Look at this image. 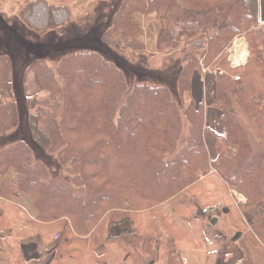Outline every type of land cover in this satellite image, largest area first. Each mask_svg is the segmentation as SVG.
Instances as JSON below:
<instances>
[{"label": "trees", "instance_id": "trees-1", "mask_svg": "<svg viewBox=\"0 0 264 264\" xmlns=\"http://www.w3.org/2000/svg\"><path fill=\"white\" fill-rule=\"evenodd\" d=\"M41 7L28 15L22 10L23 21L32 29L57 27L69 18L67 9L46 3ZM150 12L158 20L157 51L176 50L181 34H200L183 44L178 90L187 94L185 107L164 85L139 81L128 88L121 69L98 51H73L56 62L36 59L27 67L34 70L46 93L27 98L35 109L30 130L49 154L56 155L72 186L52 179L46 164L36 160L22 141L0 147V176L15 174L16 188L32 198L41 219L66 218L69 231L79 237H98L103 230L109 236L112 225L130 219L135 223L133 212L151 211L172 198L199 199L203 178L211 172L232 194L245 199L237 206L245 204L250 210L264 202V149L252 147L234 109L237 105L247 114L260 113L257 120L264 118L260 107L264 100V36L260 30L254 31L258 0H122L109 28L121 29L126 40L120 47L122 53L134 57L145 48L144 41L133 35L138 26L134 15ZM237 36H245L248 43L243 66H232L228 60L227 50ZM9 68L12 72L10 60L1 56L0 135L16 122ZM195 72L214 75V105L221 112L223 127L221 133H214V157L205 142L204 102L191 97ZM235 75L239 82L233 81ZM184 125L187 132L182 136ZM259 134L263 132L258 130ZM231 147L236 148L234 155L229 152ZM5 183L2 194L7 195L6 187L16 190ZM137 227L144 232L140 236L127 233L121 237L133 252L129 258L143 264L156 257L160 233L149 231V226ZM249 228L264 247V211L255 215ZM240 229L230 239L237 237L242 264H256L241 244L244 235ZM165 248V264H178L174 237L167 239Z\"/></svg>", "mask_w": 264, "mask_h": 264}, {"label": "rangeland", "instance_id": "rangeland-1", "mask_svg": "<svg viewBox=\"0 0 264 264\" xmlns=\"http://www.w3.org/2000/svg\"><path fill=\"white\" fill-rule=\"evenodd\" d=\"M45 3L51 7H57L56 9H67L69 13L68 20L63 25L41 29V31L30 28L23 21L22 16L43 9L41 6L45 5ZM121 3L122 0H0V57L6 56L11 62L12 72L10 78L12 80V94L17 113L16 122L13 127L7 130L5 134L0 135V147L17 140L22 141L29 147L36 160L46 164L50 170L52 179L63 182L70 187L72 185L70 184L68 173L65 168L59 166L56 162V155L49 154L39 144L30 130L29 122L35 109L27 104V98L34 95L32 94L34 91H29V95L24 93V76L21 77V73L28 67L29 62L36 59H44L52 63L54 60L56 62L64 55L73 51L96 50L106 60L121 69L128 88L135 82L147 81L153 84L164 85L172 93L177 102L181 100V103L179 102L178 104L182 108L188 102L187 94L183 95L178 90L179 72L185 54L183 44L193 41L200 34L191 37L181 34L179 36V46L176 50L168 52L163 49L157 51L155 48L158 28L156 14L152 12L145 14L136 13L134 17L138 21V26L134 28L133 35L138 36V38L144 41L145 48L136 52L134 57H131L124 52L122 53L120 49L126 41L121 37V29L118 28L116 31H110L109 29L112 17L119 10ZM24 9L23 14L22 10ZM259 16L263 17L260 11ZM42 21L36 20V22H40L42 25L47 23ZM257 30H260L264 36V24L258 22L254 31ZM204 38L206 37L204 36ZM235 39L242 40L245 43L243 46L246 47V56L241 59V63L238 65L243 66L246 64L249 54L248 43L245 36H237L232 40L230 47ZM228 60L232 66H236L231 62L229 54ZM28 70L30 69L28 68ZM209 75L211 76L210 78ZM201 77L204 81L206 80V97L204 101L208 103L211 97L214 101L212 91L213 72H210V74L195 72L193 75L194 79L192 78L193 84L194 82L198 84ZM233 81L235 80L233 79ZM242 85L237 84L238 87H242ZM45 94V92L41 91L40 96H45ZM233 99L235 98L233 97ZM256 99L259 100V98ZM260 107L264 110V100ZM234 109L237 118L246 128L252 147L257 150L264 149V118L260 116V120H257L260 113L247 114L237 105L234 106ZM258 130H261L263 134L257 135ZM186 132V125H184L182 127V136ZM202 184L204 186L201 187L203 189L200 193L201 196L198 197L199 199L196 197L194 199L195 205L201 204V206L198 205L199 208L197 207L196 214L200 215V210L205 206L220 202L222 206L219 213L227 221V225L228 221H232V226L234 225V227L225 226L226 228L223 225L224 231L228 230L231 238L237 228H241L240 230L244 235L241 241L242 246L247 249L248 255L255 259L256 264H264V247L254 237L249 228L252 222H249L250 218H248L249 215H253L254 213L256 215L258 212H261L264 205H257L250 210H248L245 204L241 207L237 206L238 202L245 199L238 200L223 185L221 179L215 173L211 172L206 175L203 178ZM143 209L135 211L131 215L138 218H147L148 213H145L146 210ZM182 214L186 215L187 212L183 210ZM150 221L151 218L147 220V227L154 228L153 226L156 225V221ZM237 224L239 226H236ZM170 229L178 236L185 232V230H188L182 225L176 228L170 227ZM235 243L239 247V244Z\"/></svg>", "mask_w": 264, "mask_h": 264}, {"label": "crops", "instance_id": "crops-1", "mask_svg": "<svg viewBox=\"0 0 264 264\" xmlns=\"http://www.w3.org/2000/svg\"><path fill=\"white\" fill-rule=\"evenodd\" d=\"M259 11L263 17L259 16ZM258 22L264 23V0H258ZM241 44L240 51L243 54L246 47L243 46L245 44L243 41ZM243 58V56L239 57L238 52L234 54L233 61L236 62V66ZM9 77H11L10 68ZM21 77H23V90L26 95H29L31 91H34L32 94H41L33 69L25 68ZM191 97L196 101L204 102L207 127L205 142L210 157H214L217 152L214 133H221L223 128L221 112L214 105L215 100L213 101L212 97L208 98V103L204 101L206 80L204 81L202 77L198 84L195 82L193 84L192 80ZM229 152L234 155L236 150L231 147ZM3 182L12 185V188L16 190L12 192L11 187H6L7 195L2 194ZM16 184L15 174L10 172L4 177L0 176V264H31L42 259H46L44 264H142L137 263L133 257L129 258L131 248L124 245L122 241L124 238L121 235L128 233L133 237L140 236L144 232L141 229L138 230L137 225L140 224L141 227L146 228L147 220L151 217L153 221L151 219L150 222L156 221V225L153 224L154 228L148 229L160 233V246L156 242V257L147 258L143 264H165V244L171 236L174 237L178 264H241L242 252L238 245L234 244L236 240H231L229 231L225 232L223 229V225L224 228L232 226V221H228L227 225V221L223 219L219 211L215 214L217 220L214 224L211 223V217L197 215L196 211L201 204L195 205V198L169 199L153 210L146 211L147 218L132 215L135 223L132 219L126 220L112 225L108 229L109 236L107 231L103 230L98 237L89 238L90 236L79 237L75 232H70V223L66 218L54 221L41 219L32 198L17 189ZM259 205L263 206L264 203L261 202ZM182 208L187 212L186 215L182 214ZM254 215L255 213L248 216L249 222H253ZM181 225L188 230L180 236L170 229V227L176 228Z\"/></svg>", "mask_w": 264, "mask_h": 264}, {"label": "built area", "instance_id": "built-area-1", "mask_svg": "<svg viewBox=\"0 0 264 264\" xmlns=\"http://www.w3.org/2000/svg\"><path fill=\"white\" fill-rule=\"evenodd\" d=\"M261 24H264V23H261ZM237 41L238 40L235 39L233 44H232V46L230 48H228V50H227L231 62L233 64H235V65H237V64H236V62L233 61V57H234V54L236 52H238L239 57H242V56L245 57L246 56L245 52H243V54L241 53L240 50H241L242 45L238 47L237 46ZM232 78L235 81H239L240 80L239 76H237V75L233 76ZM233 194L238 198V200H241V199L243 200V198L241 196H238L235 192ZM221 206H222V204L220 202H218V203H215L213 205H207L204 208H202L200 211H201V214H203V215H210L212 213H215V212L219 211Z\"/></svg>", "mask_w": 264, "mask_h": 264}, {"label": "water", "instance_id": "water-1", "mask_svg": "<svg viewBox=\"0 0 264 264\" xmlns=\"http://www.w3.org/2000/svg\"><path fill=\"white\" fill-rule=\"evenodd\" d=\"M216 220H217V217H213V218H212V222H211V223H212V224H214V223L216 222ZM236 239H237V237H234V239H233V240H236Z\"/></svg>", "mask_w": 264, "mask_h": 264}, {"label": "bare ground", "instance_id": "bare-ground-1", "mask_svg": "<svg viewBox=\"0 0 264 264\" xmlns=\"http://www.w3.org/2000/svg\"><path fill=\"white\" fill-rule=\"evenodd\" d=\"M241 41H242V40H238V41H237V46H238V47L242 45V44H241Z\"/></svg>", "mask_w": 264, "mask_h": 264}]
</instances>
